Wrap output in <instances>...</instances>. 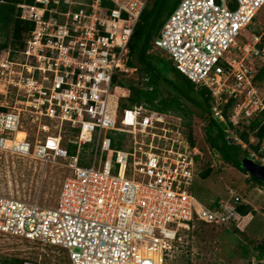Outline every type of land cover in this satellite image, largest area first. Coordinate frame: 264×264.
Listing matches in <instances>:
<instances>
[{
    "label": "built area",
    "instance_id": "1",
    "mask_svg": "<svg viewBox=\"0 0 264 264\" xmlns=\"http://www.w3.org/2000/svg\"><path fill=\"white\" fill-rule=\"evenodd\" d=\"M109 1L113 6L17 2L33 28L23 45L11 44L0 56V152L60 158L68 172L55 206L0 194V233L61 246L73 264H156V254L163 263L197 223H236L246 200L230 190L208 206L193 193L203 154L183 116L146 102L111 112L115 76L137 71L128 65L129 43L148 0ZM263 7L264 0H181L154 40L180 72L211 92L213 118L235 126L259 119L254 132L264 125V85L255 83L264 47L260 34L249 39L244 32ZM30 117L35 144L25 128ZM227 131L264 165V136L245 141ZM66 133L74 152L63 145Z\"/></svg>",
    "mask_w": 264,
    "mask_h": 264
},
{
    "label": "rangeland",
    "instance_id": "2",
    "mask_svg": "<svg viewBox=\"0 0 264 264\" xmlns=\"http://www.w3.org/2000/svg\"><path fill=\"white\" fill-rule=\"evenodd\" d=\"M254 22L252 27L244 32L249 39L253 38V33L261 36L264 33V7L259 11ZM262 42L264 44V37ZM256 64L259 68L264 65V57L257 58ZM124 77L134 81L140 79L138 71H130ZM126 94H128L127 87L121 83L112 86L110 107L113 114L119 113L118 111L122 109L119 106V98ZM30 119L31 117L26 120L25 128L35 144V124ZM207 125L206 118L198 115L193 117L194 145L200 148L203 156L198 162L197 174L199 175L195 176L192 190L198 199L210 205L213 201L227 196L231 189L240 190L241 184L249 177L232 164L223 161L220 154L208 145ZM187 130L189 131L188 128ZM69 137H71L69 133L63 135L64 146L69 147ZM87 150L86 147L85 153ZM207 165H210L212 173L209 177H204L202 173L207 169ZM67 172L60 158L43 162L32 157L0 152V194L27 201L37 199L44 206H55ZM243 197L253 207L250 217L255 218L253 227L247 229L246 233L233 231L235 227H240L237 223L231 225L197 223L195 229L183 234V241L178 250L161 264H264V259L259 260L255 256L256 251L253 253L254 244L249 242V239L256 240L255 244H257L264 238V210L257 209L258 205H264V196L256 198L254 190H250ZM238 220L245 221L241 218ZM243 246H249L251 251L249 257L243 256ZM14 257L35 259L41 264H73L67 250L61 246L0 233V264Z\"/></svg>",
    "mask_w": 264,
    "mask_h": 264
},
{
    "label": "trees",
    "instance_id": "3",
    "mask_svg": "<svg viewBox=\"0 0 264 264\" xmlns=\"http://www.w3.org/2000/svg\"><path fill=\"white\" fill-rule=\"evenodd\" d=\"M180 1L148 0L129 43L128 65L137 68L140 79L139 81H134L131 78L126 79L123 72L115 76L113 85L121 83L128 90V94L119 98V106L125 108L131 103L146 102L157 110L172 111L183 116L189 129L188 136L192 145L195 144L192 135L193 117L198 115L206 118L208 120L206 128L208 145L220 154L223 161L232 164L249 177L244 180L240 190H238L243 196L251 190L254 183L264 186V182L255 178L243 168L242 159L247 156L246 152L240 144L229 137L227 129L228 127L233 128L239 137L249 141L252 133L260 138L264 136V125L260 127L259 131L254 132L260 124L259 119H242L235 126L233 123L225 124L213 118L211 116V104L213 102L211 92L205 87H198L173 65V62L163 51L154 47L155 38ZM17 2L18 0H0V56L5 53V50L11 44L23 45L26 33L33 28L32 22L20 18ZM104 4L113 6V3L109 0H105ZM262 37H264V33ZM255 83L261 86L264 85V65L258 70ZM235 103V99L232 98L226 105L225 113L227 115H229ZM69 150L74 152L75 145L70 144ZM211 173L212 169L210 165H207V169L202 175L209 177ZM219 201H213L210 205L205 204L218 206ZM238 208L242 215L253 211V207L248 202L240 204ZM233 231L240 232L237 227ZM255 241L249 239V242L254 244L253 253L256 251L255 256L259 260H263L264 238L257 244H255ZM249 255H251L249 246H243V256L249 257ZM23 262L24 258L14 257L10 260H4L3 264H23Z\"/></svg>",
    "mask_w": 264,
    "mask_h": 264
},
{
    "label": "crops",
    "instance_id": "4",
    "mask_svg": "<svg viewBox=\"0 0 264 264\" xmlns=\"http://www.w3.org/2000/svg\"><path fill=\"white\" fill-rule=\"evenodd\" d=\"M254 190V194L256 196V198H260L262 195L264 196V186L262 185H259L258 183H254V185L252 186L251 188V191ZM226 197V196H225ZM224 197V198H225ZM223 199V198H222ZM221 200V199H220ZM253 200L255 201V203L257 204L256 200L254 199L253 197ZM256 208V207H255ZM257 209L260 210V209H263L264 210V205H258L257 206ZM252 214V212L246 214V215H243L241 217V219H245V221H237L236 223L239 224L240 227L237 226V229L240 230V232L244 233L245 232V229H249L251 227H253L254 225V216L250 217V215Z\"/></svg>",
    "mask_w": 264,
    "mask_h": 264
},
{
    "label": "water",
    "instance_id": "5",
    "mask_svg": "<svg viewBox=\"0 0 264 264\" xmlns=\"http://www.w3.org/2000/svg\"><path fill=\"white\" fill-rule=\"evenodd\" d=\"M242 166L255 178L264 182V165L253 161L249 157H244L242 159Z\"/></svg>",
    "mask_w": 264,
    "mask_h": 264
},
{
    "label": "bare ground",
    "instance_id": "6",
    "mask_svg": "<svg viewBox=\"0 0 264 264\" xmlns=\"http://www.w3.org/2000/svg\"><path fill=\"white\" fill-rule=\"evenodd\" d=\"M154 257H155L156 264H161L160 255L156 254V255H154Z\"/></svg>",
    "mask_w": 264,
    "mask_h": 264
},
{
    "label": "clouds",
    "instance_id": "7",
    "mask_svg": "<svg viewBox=\"0 0 264 264\" xmlns=\"http://www.w3.org/2000/svg\"><path fill=\"white\" fill-rule=\"evenodd\" d=\"M246 157H247V156H246ZM231 190H235V189H231ZM236 191H237V190H236ZM237 192H238V191H237ZM229 193H230V191H229ZM238 193H239V192H238ZM239 194H240V193H239ZM228 196H229V195H228ZM228 196H227V197H228ZM246 202H247V201H246ZM242 216H243V215H242Z\"/></svg>",
    "mask_w": 264,
    "mask_h": 264
}]
</instances>
